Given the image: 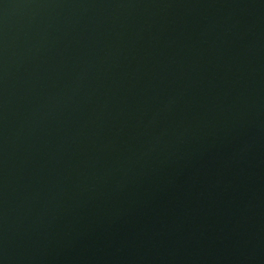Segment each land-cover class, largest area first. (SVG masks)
Here are the masks:
<instances>
[{
    "label": "water",
    "instance_id": "1",
    "mask_svg": "<svg viewBox=\"0 0 264 264\" xmlns=\"http://www.w3.org/2000/svg\"><path fill=\"white\" fill-rule=\"evenodd\" d=\"M0 264H264V0H0Z\"/></svg>",
    "mask_w": 264,
    "mask_h": 264
}]
</instances>
